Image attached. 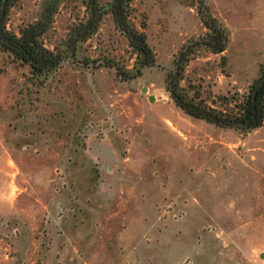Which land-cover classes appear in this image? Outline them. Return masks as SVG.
I'll return each instance as SVG.
<instances>
[{
    "label": "rangeland",
    "instance_id": "374dc122",
    "mask_svg": "<svg viewBox=\"0 0 264 264\" xmlns=\"http://www.w3.org/2000/svg\"><path fill=\"white\" fill-rule=\"evenodd\" d=\"M97 1L108 13L76 49L80 0L12 10L19 31L48 8L46 43L66 58L39 77L0 52V264H264V125L192 117L168 87L226 112L264 64V0H136L156 60L134 79L112 0ZM209 15L226 63L201 42Z\"/></svg>",
    "mask_w": 264,
    "mask_h": 264
},
{
    "label": "trees",
    "instance_id": "16d2710c",
    "mask_svg": "<svg viewBox=\"0 0 264 264\" xmlns=\"http://www.w3.org/2000/svg\"><path fill=\"white\" fill-rule=\"evenodd\" d=\"M80 1L85 7V15L74 24L73 33L68 39V46L74 49L94 35L108 13L107 8L99 6L97 0ZM135 1L112 0L109 8L115 16L118 28L128 37L136 53L137 58L132 69L126 66L118 67L119 73L127 79L140 76L142 69L154 64L156 60V53L148 41L145 24L140 28L135 22ZM59 3L55 6V11L60 8ZM16 4L17 0H0V52L8 54L15 62L30 66L37 76L46 77L66 58L63 51L49 47L45 40L47 22H53V15H49L51 13L46 8L40 20L21 27L19 31L12 30L8 23ZM203 22L207 32L201 40L202 44L214 53L221 54L223 63H226L227 57L223 54L228 46L226 28L211 15L203 18ZM187 54L188 51L182 54V60ZM168 87L176 103L192 117L244 132L264 125V64L261 65L258 77L245 92L236 91L223 98V105L228 107L226 112L189 99L181 90L178 77L171 76Z\"/></svg>",
    "mask_w": 264,
    "mask_h": 264
},
{
    "label": "water",
    "instance_id": "95a60500",
    "mask_svg": "<svg viewBox=\"0 0 264 264\" xmlns=\"http://www.w3.org/2000/svg\"><path fill=\"white\" fill-rule=\"evenodd\" d=\"M152 99V98H151ZM264 255V254H263Z\"/></svg>",
    "mask_w": 264,
    "mask_h": 264
}]
</instances>
